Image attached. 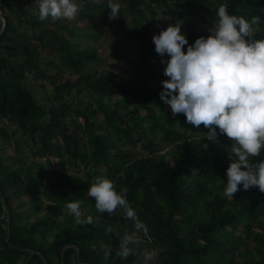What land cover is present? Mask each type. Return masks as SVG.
Masks as SVG:
<instances>
[{
  "label": "trees",
  "instance_id": "trees-1",
  "mask_svg": "<svg viewBox=\"0 0 264 264\" xmlns=\"http://www.w3.org/2000/svg\"><path fill=\"white\" fill-rule=\"evenodd\" d=\"M224 2L238 15H260L257 35L264 36V0H122L121 14L110 23L124 27L128 16L134 21L147 20L156 15L157 7H165L168 17L164 28L181 18L182 30L193 42L199 35L208 34L216 10ZM36 7L34 0H0V116L16 125L13 133L0 124V138L13 142L20 132L27 136L26 141L40 144V155L69 154L77 165L78 160L85 164L87 175L108 176L117 190L127 187L128 201L152 240L146 238L145 229L136 228V221L126 216L123 208L109 214L99 212L94 205L85 211V217L93 216L92 223L77 224L72 215L61 219L69 200L80 199L88 207L85 189L92 182L85 176L45 172L38 176L29 165L2 166L0 191L8 203L10 219H1L5 208L0 198V264H19L23 257L25 264H138L133 257L114 255L120 253L119 240L127 236L133 237L130 247L140 243L157 246V264H264V191L258 186H241L234 198L224 191L231 138L221 135L209 141L203 125L196 128L187 123L183 113L174 116L160 98L162 85L151 86L115 70L88 69V63L99 57L96 48L70 39V34L79 32L60 25V19L53 20L52 26L39 19ZM87 9L79 11L78 18L89 20ZM14 17L33 32L21 31ZM139 35L141 64L151 73L163 71L165 65L155 51L148 27H141ZM45 50L58 54L64 66L79 74L81 89L99 96L97 106L87 108L86 126H91V116L101 113L108 133L93 130L86 147L79 132L81 125L71 128L66 122L72 109L62 103L64 106L47 112L26 85L28 73L49 78L52 83L59 80L57 73L49 74L47 66L44 68L52 63L43 57ZM118 95L128 98V105L133 102L135 107L124 111L120 110L122 103L113 106L104 100ZM45 112L50 116L46 123L40 120ZM146 131L155 136L144 140ZM136 139L144 140L145 149L138 155L132 145ZM162 143L174 146L173 161L159 152ZM38 193L48 201L47 211L38 215L45 201L35 199L37 218L25 221L30 215L17 207L27 201L14 206L11 199ZM240 227L242 235L237 234ZM125 228L130 235L115 243L106 261L110 245ZM50 230H55L52 239ZM135 230L142 232L137 235L139 240L134 237L138 234ZM244 239L254 242L251 256L240 251Z\"/></svg>",
  "mask_w": 264,
  "mask_h": 264
},
{
  "label": "clouds",
  "instance_id": "clouds-1",
  "mask_svg": "<svg viewBox=\"0 0 264 264\" xmlns=\"http://www.w3.org/2000/svg\"><path fill=\"white\" fill-rule=\"evenodd\" d=\"M34 4L41 20H72L84 0H34ZM122 6V0H108L110 18L118 17ZM261 19L258 14L249 18L231 12L224 2L219 4L208 34L199 35L193 42L182 30L181 18L152 37L168 77L161 81L159 95L170 105L172 114H185L186 122L196 128L203 125L209 141L221 135L231 138L224 191L233 198L241 186H258L264 191V158L254 159L264 151V36L257 35ZM127 191V187L117 190L112 178L98 175L87 194L95 198L99 212L111 214L123 208L125 215L136 221V228L146 231L128 201ZM81 204L75 199L65 206L77 224L92 223L93 216L85 217ZM132 240V236L125 237L120 255L132 253L128 246ZM152 257L153 253L147 252L145 264Z\"/></svg>",
  "mask_w": 264,
  "mask_h": 264
},
{
  "label": "rangeland",
  "instance_id": "rangeland-1",
  "mask_svg": "<svg viewBox=\"0 0 264 264\" xmlns=\"http://www.w3.org/2000/svg\"><path fill=\"white\" fill-rule=\"evenodd\" d=\"M85 7L88 9L85 13L89 16V20L78 18V15L72 19L68 20L66 18H60V25H66L74 27L76 31L79 32L78 35L70 34L69 37L73 41H76L80 45H91L96 48L98 53V58L92 60L88 63L87 68L95 71H105V70H115L118 72H123L126 75H131L141 81L151 85L157 86L162 85L161 81L167 79L164 75V72H148L147 69L140 62V52L138 47L140 45V29L141 27L147 26L150 34H154L160 31L161 28H164L167 24V12L165 7H157V13L155 16H149V18L140 20H133L131 16H128L125 20L124 27L122 24L114 22L110 23L111 20L115 18H110L109 13L111 11L108 7V0H84V4L81 7L82 11ZM14 22L22 28L21 31L33 32L28 26H22L23 22L18 18H13ZM48 25H53V19L49 17L46 19ZM45 21V25H47ZM47 25V26H48ZM113 25V26H111ZM49 26V27H50ZM69 34V33H68ZM91 34L93 36H91ZM148 35V34H146ZM95 36V37H94ZM189 37V36H188ZM190 41V38H189ZM43 57L45 60L52 61L50 65H44V68L47 66V73H57L59 80L55 83H52L49 78L42 79L39 78L34 73H28L26 79V85L32 90L36 99L47 109L52 107L64 106L62 103H66L72 109L71 114L66 118V122L71 128L81 125L80 127V136L83 137V146H87V139L89 138L91 132L96 131V133H108L106 128L105 117L103 114H97L91 116L90 120L92 123L91 126L87 127V122L85 121L86 115H89L90 108H95L97 106V100L99 96L93 91L79 87V74L73 71H70L66 66H64L63 61L58 57V54L49 53L48 50L43 52ZM18 61L14 59V62ZM106 102H111V105H115L116 102H120L123 106L120 110L128 111V109L135 107V104L132 102L128 105V98L118 96H108L104 98ZM128 105V106H127ZM168 110H171L170 105L167 104L166 107ZM172 111V110H171ZM45 112L40 120L44 123L49 121L50 116ZM142 114L146 113L145 109H141ZM0 124L6 126L11 132L14 133L16 125L9 122V120L3 116H0ZM93 125V126H92ZM143 127L147 126V123L142 124ZM155 135L146 131L142 134V138L154 137ZM26 135L23 136L22 133H17L13 137V142H4L0 138V167L8 166L14 168L16 166H27L32 167L33 171L40 176L42 173H51L53 175L58 173H67L73 175L85 176V179L90 180L92 183L95 182L93 175H87L89 172L83 162L78 160V165L75 163L69 154H62L59 156H44L38 153L40 144H34L32 140L26 141ZM159 139V138H158ZM143 140V141H144ZM143 141L136 139L133 147L135 148V155L141 153L143 148ZM129 147L126 145V148ZM174 151V146L169 144H161L159 152L167 156V158L173 161L172 152ZM264 158V151L254 159ZM88 188L85 189L86 199L88 207H85V203L81 204L83 215L85 216V211L90 207L95 205V198L89 197L87 194ZM7 194H10L11 191L7 190ZM35 199H44L45 205L40 207L39 214L42 215L47 211L48 201H46L43 196L38 193L34 195H24L21 199H11V203L14 206H18L20 202L27 201L26 204L20 205L17 207L19 211H22L25 215H30L25 221L35 220L37 218L36 213L34 212L33 204ZM89 212V211H88ZM87 213V212H86ZM91 214V212H90ZM67 215H74L69 212V210L64 207V211L61 214L60 218H66ZM1 219L6 222L9 221V216L7 215ZM242 227L237 231L238 235H242ZM140 230H135L134 233H139ZM129 228H125L124 234H120L118 238L110 245L108 254L105 256L107 261L111 253L113 254V247L115 243L125 235H130ZM55 230H50L49 239L53 238ZM1 235V234H0ZM137 235V234H135ZM1 237V236H0ZM120 241V240H119ZM132 253L127 256H122L120 253H114L115 257L130 258L133 257L137 260L138 264H145L146 253L151 251L153 253L152 259L149 261V264H157V246L151 247L147 243L133 244ZM254 249V242L250 239H244V242L240 246V251L246 252L249 256L252 255ZM120 250V249H119ZM26 258H22L19 264H25ZM125 264H128L126 262Z\"/></svg>",
  "mask_w": 264,
  "mask_h": 264
},
{
  "label": "water",
  "instance_id": "water-1",
  "mask_svg": "<svg viewBox=\"0 0 264 264\" xmlns=\"http://www.w3.org/2000/svg\"><path fill=\"white\" fill-rule=\"evenodd\" d=\"M4 24H6V20H5ZM3 31H4V29H3ZM0 198L2 199V201L4 203L5 211H4V214H3V218H5L7 215L9 216V207H8V203L6 202V199H5L4 195L1 193V191H0ZM9 231H10V229L8 230L7 236L9 235Z\"/></svg>",
  "mask_w": 264,
  "mask_h": 264
},
{
  "label": "built area",
  "instance_id": "built-area-1",
  "mask_svg": "<svg viewBox=\"0 0 264 264\" xmlns=\"http://www.w3.org/2000/svg\"><path fill=\"white\" fill-rule=\"evenodd\" d=\"M143 233H145L146 238L149 239V242H150L152 240L150 234L145 230ZM134 237H136L138 240L140 238V236H137V235H134ZM141 240H143V238H141ZM124 245H125V237L120 239V243H119L118 247L121 249Z\"/></svg>",
  "mask_w": 264,
  "mask_h": 264
}]
</instances>
